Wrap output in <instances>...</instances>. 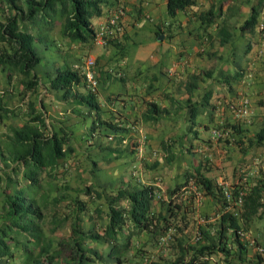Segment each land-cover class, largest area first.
Listing matches in <instances>:
<instances>
[{
    "label": "crops",
    "instance_id": "1",
    "mask_svg": "<svg viewBox=\"0 0 264 264\" xmlns=\"http://www.w3.org/2000/svg\"><path fill=\"white\" fill-rule=\"evenodd\" d=\"M109 1L102 15L93 18L95 29L113 8L123 4L126 8L124 18L128 37L123 39L120 36L108 42L95 37L84 44L87 51H94L90 54L95 57V71L99 79L95 92L98 110H88L79 95L63 97L61 90L47 91L45 96L42 95L41 103L37 98L36 105L40 107L42 104L53 126H63L68 131L73 146V151L69 153L72 158L88 160L90 154H96L93 155L95 159H104V154H108L106 157L119 154L102 166L98 163L97 168L100 167L102 173L106 171L105 179L109 177L114 183L108 186L96 180V185L105 191L104 194L117 186H133L139 181L151 183L155 186L156 197L163 198L155 197L153 201L156 213H167L166 203L162 200L171 198L173 202L180 203L177 218L184 215V220L188 221L183 232L178 233L182 239L199 244L216 240L215 226L222 207L219 194L204 193L201 185L190 176V171L200 167L205 175L213 179L215 186L225 190L228 185L230 190L241 187L245 192L254 185L264 189V144L254 141L257 129L264 123V32L259 27L253 30L240 29L238 25L248 15V11L245 9V12H240L243 17L234 27L237 30H230L231 34L222 44L218 42L217 32H211L210 39L213 40L210 44L214 48L210 49L209 56L211 61L215 59V65L209 66L207 53L202 51L207 49L201 47L206 42L203 40L207 33L202 32V36L200 32V0H195V3L186 6L175 16L167 13L166 0ZM263 14L264 8L258 16L259 25H262ZM58 28H54L53 37L59 33ZM158 29L164 31L160 33L162 37H159L160 34L155 37ZM56 39L61 45L63 39ZM221 46L225 51L224 56L217 50ZM35 47L43 56L39 63L42 66L40 72L48 69L46 74L52 75L55 66L62 63L61 51L53 43L35 41ZM83 51V48H78L67 57L81 72L86 55L80 54L78 57V53ZM201 57L206 59L201 60ZM220 65L229 68H223V72L218 73L216 69ZM36 69L39 73L38 67ZM207 69L211 70L210 74L205 73ZM199 71L202 72L198 86L188 91V76ZM237 71L239 74L235 76ZM6 82L1 72L0 84ZM221 82L223 90L217 92ZM73 88L77 92H86L89 87L86 84ZM204 90L211 91L210 98L204 103V110L195 117H189L188 96L192 100H202ZM236 94L245 95L248 99V111L245 114L237 115L227 104H223L224 98L221 97L230 99ZM12 97L11 91L5 94L9 105L17 106L22 112L12 115L10 120L18 117L19 120L13 122L20 124L26 110L25 100L34 96L28 95L20 102ZM150 102L156 104V112L149 113L145 118L144 113L149 112ZM94 113L99 116L92 125ZM0 126L1 133L5 131V123H0ZM215 129L220 132L218 135ZM133 141H138L140 145L135 147ZM136 154H147L145 182L139 174L131 171V166L137 161ZM177 157H182L185 164L176 170L167 169ZM116 162L118 166L108 168L107 165ZM82 169L79 167V170ZM96 177L101 179L103 176ZM171 189H174L172 193ZM259 200L261 205L252 214L244 230L242 240L246 251L242 262L237 264H264V194ZM98 201L106 207V198L102 197ZM239 206L233 199L228 207L238 210ZM190 228L195 233L193 236H190ZM146 235L147 257L150 261L147 264H175L176 248L161 245L162 242L152 239L149 232ZM146 235H142V238L145 239ZM257 245L262 247L261 251ZM234 249L235 244L232 243ZM223 257L224 254L216 250L201 264H229Z\"/></svg>",
    "mask_w": 264,
    "mask_h": 264
},
{
    "label": "trees",
    "instance_id": "2",
    "mask_svg": "<svg viewBox=\"0 0 264 264\" xmlns=\"http://www.w3.org/2000/svg\"><path fill=\"white\" fill-rule=\"evenodd\" d=\"M225 1L219 0L216 7L211 3L199 13L202 29L209 37L211 32L207 28L222 15ZM23 3L21 6L19 0H0V7L6 10L4 17L0 15V72L7 81L0 84V123H5V131L0 133V158L11 162L8 168L0 171V264H99L104 255L108 258L105 264H127L128 252L133 248L131 257L136 260L147 256V232L160 242V237L171 228L173 231L168 233V241L161 245L176 248L175 264H201L216 250L224 254L223 259L229 264L242 262L246 247L239 230H246L248 220L261 205L259 199L264 189L258 185L247 192L241 187L231 189L227 197L225 189L215 186L213 179L200 167L191 170L190 176L201 185L204 193L219 194L222 206L215 226L216 240L199 244L185 241L178 234L188 225L184 215L177 218L180 203L168 198L162 200L166 203L165 215L153 210L156 197L153 184L139 181L133 186H117L104 194L94 179L86 181L81 178L82 170H73L77 167L75 158L70 159L73 146L68 131L63 126L51 128L45 121V109L42 104L38 107L36 101L39 98L41 103L46 91L61 90L63 97L79 95L88 110H98L96 91L90 88L86 92L74 90V86L86 85V81L67 57L76 48H84L85 43L95 39L93 18L102 15L110 1L24 0ZM193 3L195 0H166V10L170 16H175ZM263 8L264 0H254L238 27L247 30L259 27L258 16ZM56 26H59V36L56 37L65 40L64 51L53 37ZM261 26L259 29L264 32V24ZM162 32L156 30L155 37ZM216 32L220 44L231 34L225 24H219ZM120 36L123 39L128 37L125 25L117 37ZM113 39L108 35L105 41ZM35 41L53 43L61 51L62 63L55 66L52 75L36 71L43 56L36 49ZM78 54L80 57L81 53ZM201 72L188 76V91L198 86ZM210 72V69L205 70V73ZM237 74L238 71L234 75ZM41 84L44 90H41ZM9 91L12 99L19 102L28 95L34 96L25 100L27 111L22 114L20 124L7 121L22 112L17 106L9 105L5 98ZM210 93V90L203 91V101L188 96L189 117L204 110ZM155 105L150 102L145 118L156 112ZM95 114L91 118L92 125L99 116ZM254 141L264 144V123L257 129ZM107 155H102L106 163L119 154ZM134 166H131L132 173L136 171ZM95 167L91 169L95 170ZM71 178L75 180L72 182ZM240 190L242 203L238 210L228 207ZM102 197L106 198V207L98 201ZM48 209L50 218L45 220ZM101 219L106 221L100 224ZM60 227H67V234L57 235L56 230ZM142 235L146 238L143 239ZM232 243L235 244L234 250ZM100 246L106 247L105 254Z\"/></svg>",
    "mask_w": 264,
    "mask_h": 264
},
{
    "label": "rangeland",
    "instance_id": "3",
    "mask_svg": "<svg viewBox=\"0 0 264 264\" xmlns=\"http://www.w3.org/2000/svg\"><path fill=\"white\" fill-rule=\"evenodd\" d=\"M254 0H227V1H225L224 2V4H223V8H222V11H221V13H222V15L217 19V21H215V23H213V24H211L209 27H208V29L210 30V32H216V28H217V26L219 25V24H225L227 27H228V29H230V30H232L234 27H237V25H238V23L242 20V17L243 16H241L240 15V12H245L244 10L245 9H247V11H248V13H249V7H250V4L253 2ZM24 0H19V4L21 5V6H24ZM200 2V10H201V8H202V10H204L205 8H208L209 6H210V4L212 3L213 4V6H215L216 7V5H217V3L219 2V0H200L199 1ZM198 10V9H197ZM206 10V9H205ZM4 12H6V10H5V7H0V15L2 16V17H4ZM263 16H264V14H263ZM263 20V21H262ZM261 21H262V23L264 24V17H263V19H261ZM123 22H124V25H125V27L127 26L126 25V21H125V18L123 19ZM217 22V23H216ZM260 27H262L261 25H259V28ZM235 29V28H234ZM235 30H237V29H235ZM56 31V30H55ZM55 31H54V34H55ZM58 32V31H57ZM127 32V31H126ZM201 35L203 36V33H204V31H202V29H201ZM203 32V33H202ZM214 34V33H213ZM56 36L58 37L59 36V33H57L56 34ZM204 38H205V40H203V41H206L204 44H202V45H204V46H201V47H205L206 49H207V51H205V49L204 50H202V51H204L205 53H207L208 54V57H207V54H206V58L209 60V66H214L215 65V59H212V61H211V59H210V57L211 56H209V53L211 52L210 51V49L211 48H214V46H212L210 43L212 42V40L210 39V37L206 34V35H204ZM63 42H65V40H63L62 41V44L60 45L61 46V50H65V48H66V44L65 43H63ZM201 45V44H200ZM93 48V47H92ZM76 49H78V48H76ZM84 49V51L81 53V55H88V54H90V53H94V51H91V50H88L87 51V49H85V48H83ZM218 50V52H221V54H222V56H224V50H223V48H222V46L219 48V49H217ZM224 51V52H223ZM78 52V51H77ZM262 53L264 54V41H263V46H262ZM225 55H226V53H225ZM227 56V55H226ZM206 58H202L201 57V60L202 59H206ZM40 64H41V62H40ZM37 65H39V63L37 64ZM234 66V65H233ZM233 66H232V68H233ZM223 66H219L216 70L218 71V73H219V71H220V73H222L223 72ZM227 68H229V67H227V66H225V68H224V70H226ZM239 68V67H238ZM38 70H39V73H41V74H46V72H47V70L48 69H45L43 72H40L41 70H42V66L41 65H39L38 66ZM232 70H234V69H232ZM1 73V72H0ZM220 84V83H219ZM218 84V85H219ZM236 84V83H235ZM238 84V83H237ZM236 84V85H237ZM221 86H220V88L218 89V91L217 92H220V91H222L223 90V87H222V82H221V84H220ZM41 90H44V86L41 84ZM46 93H47V91H46ZM46 93L43 95V96H45L46 95ZM223 96V95H222ZM221 97V96H220ZM239 97H241V96H239V94L237 95H235L234 97L232 96V98H228L227 96H224V97H221V98H224L223 99V104L224 105H226L227 104V107H228V102L230 101V100H234V99H238ZM228 98V99H227ZM228 100V101H227ZM229 108V107H228ZM230 109V108H229ZM234 113V112H233ZM15 120H19L18 119V117H15V118H12V121H15ZM7 121H10V118L9 119H7ZM45 121L47 122V123H49L50 124V126H51V128L53 127V122H52V120L50 119V115H49V113L47 114L46 113V116H45ZM0 128H1V126H0ZM47 130H49V129H47ZM136 145H140V143L138 142V141H136V144H135V146ZM141 151L143 152V144L141 143ZM137 152H140L139 150H137ZM142 152H140V153H142ZM201 154V153H200ZM93 155H96V154H90V156H91V158L90 159H88L87 160V158H80V157H76L74 160H75V167H77V168H73V170L75 171V172H77V170H79V167H83V172H84V175L82 174V176H81V178H83V179H85L86 181L87 180H90V179H94L95 181L98 179L99 181H102V183H104V184H107L108 186H111V185H113L114 183H112V181H111V178H107V180L105 179V174H106V171H104V173H102V171H101V169H100V167L99 168H97V166H98V163L100 164V166H102L103 164H106V162L105 161H103V159H101L100 157L99 158H94L93 157ZM138 157H137V161H136V164H135V166L133 167L134 168V170H136L135 172H136V174H139V176L141 177V178H143L142 180H144V182L145 181H147V154H136ZM75 156H77V155H75ZM72 158V157H71ZM94 158V159H93ZM93 161H95L94 163H93ZM201 161H203V160H201ZM97 162V163H96ZM163 162H164V160H163ZM171 164H172V166H169L167 169H172L173 168V170H176L177 168H181L182 167V165H184L185 164V161H183V158L182 157H177V158H174V160H172V162H170ZM102 164V165H101ZM11 165V162L9 161V160H4V159H2V158H0V171L1 170H3V169H6V168H8L9 166ZM119 165V163H117L116 162V164H114V165H111V164H109V165H107V166H109L108 168H110V167H112V168H114V167H116V166H118ZM93 166H96L95 167V169L96 170H93V169H91ZM204 166H206V164H204ZM101 168H104V167H101ZM86 171V172H85ZM132 171V170H131ZM170 171V170H169ZM76 174V173H75ZM95 175V176H94ZM167 175V174H166ZM96 176H98V177H100V176H103V177H101V179L100 178H97ZM167 179H169V176L167 175ZM75 179H73V178H71V181L73 182ZM108 182V183H107ZM231 187L228 185L227 186V189H230ZM50 212H49V209L48 210H46V213H45V220H49V218H50V216H48L47 214H49ZM83 217H85V215L83 216ZM99 222H100V224H103L104 223V219H101V220H99ZM83 224H85V225H87V224H89L88 222H84ZM84 225V226H85ZM67 231H68V229H67V227H63V228H57V230H56V234L57 235H65V234H67ZM189 231L191 232V234H190V236H193L195 233L194 232H192L193 231V229L192 228H190L189 229ZM189 233V232H188ZM54 235H56L55 233H53ZM172 234V233H171ZM141 242V241H140ZM92 244H94V243H92ZM101 244H102V242H101ZM161 244H165V242H163V243H161ZM97 246V245H96ZM100 249L102 250V252L105 254L106 253V247H104V246H100ZM133 250H134V248L133 249H131L129 252H128V259H127V264L129 263V264H147V263H149L150 261H149V258H147V256H145V257H143V258H139V260H135L133 257H131V254H132V252H133ZM146 255H147V252H146ZM131 257V258H130ZM106 259H108L107 258V256H103V259H102V261H100L101 263H99V264H105L104 263V261H106Z\"/></svg>",
    "mask_w": 264,
    "mask_h": 264
},
{
    "label": "built area",
    "instance_id": "4",
    "mask_svg": "<svg viewBox=\"0 0 264 264\" xmlns=\"http://www.w3.org/2000/svg\"><path fill=\"white\" fill-rule=\"evenodd\" d=\"M126 14V8L125 5L119 4L115 8L112 9L111 14L106 17L104 22H102L99 27L96 29V38H100L101 40H105L108 35L112 38H116L123 32L124 27V16ZM83 77L86 81L87 86L92 90L96 91L98 87V78L95 71V57L91 54H88L85 57L84 66L82 69ZM228 107L230 110H232L237 115L239 114H245L248 111V99L247 97L241 96L238 99L230 100L228 102ZM216 134L218 135L220 132L216 130ZM225 193L227 197L230 196V189L225 190ZM235 202L237 204L242 203V191L240 190L238 192L237 197L235 198ZM171 234V231L168 230L166 234L160 237L161 242H166L169 239V234ZM239 233L241 236L245 235L244 230H239ZM251 242H255L254 240H251ZM256 243V242H255ZM258 250H262V247L260 245H257Z\"/></svg>",
    "mask_w": 264,
    "mask_h": 264
},
{
    "label": "water",
    "instance_id": "5",
    "mask_svg": "<svg viewBox=\"0 0 264 264\" xmlns=\"http://www.w3.org/2000/svg\"><path fill=\"white\" fill-rule=\"evenodd\" d=\"M162 36H163V34H160V35H159V37H162Z\"/></svg>",
    "mask_w": 264,
    "mask_h": 264
}]
</instances>
